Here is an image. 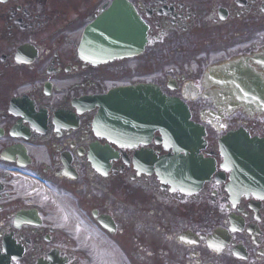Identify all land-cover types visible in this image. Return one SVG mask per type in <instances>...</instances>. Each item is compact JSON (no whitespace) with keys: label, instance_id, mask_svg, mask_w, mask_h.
Returning <instances> with one entry per match:
<instances>
[{"label":"flooded vegetation","instance_id":"flooded-vegetation-1","mask_svg":"<svg viewBox=\"0 0 264 264\" xmlns=\"http://www.w3.org/2000/svg\"><path fill=\"white\" fill-rule=\"evenodd\" d=\"M114 1L0 0V264H264V175L223 151L241 129L264 139V0H127L144 52L86 61ZM140 86L186 104L197 160L158 127L116 138L101 99Z\"/></svg>","mask_w":264,"mask_h":264},{"label":"water","instance_id":"water-1","mask_svg":"<svg viewBox=\"0 0 264 264\" xmlns=\"http://www.w3.org/2000/svg\"><path fill=\"white\" fill-rule=\"evenodd\" d=\"M148 29V25L131 3L127 0H115L85 29L80 53L84 59L92 62L138 55L144 51L148 42ZM156 95L161 101V108L156 109V126L160 125L162 132L169 137L175 135L173 138L183 146L181 148L194 150L191 147L195 143L194 134L200 135L202 130L190 121L188 108L178 99L166 97L158 91ZM153 112L152 107L145 106L141 101L127 108L104 109L102 116L136 124V128L130 129V133H134L130 137L139 138L143 132L142 126L154 122ZM230 136H233V139L231 138L226 150L230 159L235 162L232 164L241 166L242 171L247 174H264V140L251 138L244 131L231 133ZM135 141L138 143V140Z\"/></svg>","mask_w":264,"mask_h":264},{"label":"snow or ice","instance_id":"snow-or-ice-1","mask_svg":"<svg viewBox=\"0 0 264 264\" xmlns=\"http://www.w3.org/2000/svg\"><path fill=\"white\" fill-rule=\"evenodd\" d=\"M217 250H219V249H217Z\"/></svg>","mask_w":264,"mask_h":264}]
</instances>
